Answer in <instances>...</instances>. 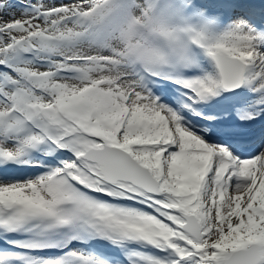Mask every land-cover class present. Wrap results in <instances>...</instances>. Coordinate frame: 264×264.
<instances>
[{
	"label": "snow or ice",
	"instance_id": "1",
	"mask_svg": "<svg viewBox=\"0 0 264 264\" xmlns=\"http://www.w3.org/2000/svg\"><path fill=\"white\" fill-rule=\"evenodd\" d=\"M0 264H264V0H0Z\"/></svg>",
	"mask_w": 264,
	"mask_h": 264
}]
</instances>
